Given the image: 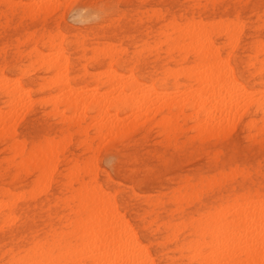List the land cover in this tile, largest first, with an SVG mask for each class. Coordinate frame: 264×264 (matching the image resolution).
Here are the masks:
<instances>
[{"label":"rangeland","instance_id":"374dc122","mask_svg":"<svg viewBox=\"0 0 264 264\" xmlns=\"http://www.w3.org/2000/svg\"><path fill=\"white\" fill-rule=\"evenodd\" d=\"M34 1L0 0V23H2L0 24V80L7 78L3 83L7 82V85L13 83L11 86L9 85L10 87L14 85L15 81L12 82L13 80L18 81L15 84L21 85L25 89L30 100L29 103L25 101V98L22 100L29 107L25 105V108L23 106L21 108L26 110L18 109L17 115L15 114L17 121L11 119L15 123L11 121L12 125L9 123V126L15 124L14 128L12 127V130L14 129L13 136L12 130L8 126L11 134L0 133V240L5 237L1 240L2 242L0 241V259L3 257L0 264H18L22 259L30 263L33 256L30 248L36 242H41L42 250H38L35 259L41 260L46 257V255L42 256V253L54 241L56 235H54V231L59 232L62 229L69 230L71 228L65 227L68 223L67 220L70 217H75L82 205L79 204L81 201L76 195V189L81 184L69 174L75 164L80 167L81 177L85 184L89 188L91 186L98 188L96 194L102 196L104 202L108 198L109 207L112 203L114 204L113 209L116 210L115 213L120 214L121 222L126 221L124 225L122 224L124 230L128 231V234L125 231L126 234L130 236L129 230H132L131 234L135 235V239L141 246L139 251L142 256L145 252L144 254L149 257L148 259L151 261L149 264H198L196 258H191L194 254V247L202 240V242L210 240V237L204 238L198 235L200 214L216 213L224 208L228 213H231L233 210L230 211V207L235 210L236 208L233 206L236 202L240 203L245 199H248L246 201L251 199L252 202L264 200V132H262L264 124L261 128L264 120H261V113L255 111L254 108L245 112L239 111L238 117L229 121L234 124L230 130L226 128L227 123L223 125L227 134L224 133L225 129L222 127L219 129H222L223 132L218 129L217 132L215 129L210 131L207 129L203 130L205 133H202L203 131L193 128L192 124L195 126V123L190 118L193 110L186 107L182 116L179 114H175V118L173 116L176 119L175 123L180 126L178 125L179 127L177 126L170 135L163 133L159 125L160 119H158L162 115L157 114L154 118L149 116L150 120L146 122L143 118H140V121L136 120L139 123L126 129L127 133H130L129 135L124 130L110 134L111 138L105 136L104 141V138H100V134L92 127L95 111L84 110L87 118L83 127L62 122L60 115L52 111V104L55 102L54 98L57 93L55 89L51 88L49 82L53 79L54 74L48 73L38 66L37 61H31L35 59V54L38 51H42L44 54L45 52L57 53L58 51L69 62V72L71 71L69 77L76 87H98L102 91L104 86L101 85V82L108 77V69L115 70L120 75H127L131 73V68L139 81L143 83V87L151 86L158 91L165 88L168 91L173 90L172 92L175 94L179 90L175 86L176 81L180 85L188 83V79L183 77L184 75L177 74L183 70L182 67L185 69L190 67L195 60V55L186 46V48L181 47L182 51H180L181 49L168 51L166 37L169 34H173L172 37H177L182 34L180 29L186 23L197 22V25L201 26L204 23L203 27L215 31L213 34L215 47L219 48L222 62H227L229 68L233 70L235 81L248 91H259L264 88V70H261L258 63L259 60L264 59V0H46L48 3L45 0H39L38 3L36 0V5L32 6L35 4ZM49 1L52 2V8ZM30 3L32 4L30 5ZM53 3L54 5L56 3V6L52 5ZM88 10L90 11L88 12ZM200 22L201 24H198ZM173 24L177 30L172 29ZM217 24L220 26L219 29ZM228 25L234 26L236 29L234 32L236 37L233 35L235 39L231 38L233 41L230 39L232 42L221 31ZM61 34L62 37H59ZM48 37L52 39V44H50L52 49L49 48L50 45L46 46L49 41ZM57 37L61 39L59 40ZM182 43L183 46L185 43ZM258 43L260 44L258 45ZM232 44L234 48H232ZM105 45L112 47V51L117 52L119 61L107 64L108 60H105V56L96 51ZM259 48L263 50L259 51ZM54 49L56 50L54 51ZM226 54L228 56H225ZM184 57L186 58L185 62L182 60ZM224 57H227L225 58L227 61L223 59ZM16 62L17 64H15ZM172 67H176L172 70L176 74L166 78V69H172ZM15 70L16 72H14ZM103 70L108 73L105 71L103 75ZM49 79L51 80L48 81ZM97 80L102 81L97 82ZM3 83L0 82V84ZM27 88L29 89L27 90ZM54 93L55 95L51 97L50 94ZM178 93L180 92H177L175 96L184 98L182 97L184 94L181 96L182 93ZM43 96H47L50 102L52 99L53 103L45 102L43 99L47 97L43 98ZM30 98L32 100L36 98L35 102H32ZM182 102L185 105L184 101ZM5 103H7V98L0 89V111L10 112V105L8 103L5 105ZM30 103L31 105H29ZM182 104L180 103V106H183ZM2 112H0L1 117L5 115ZM65 112L66 115L71 114L69 111ZM107 112H111L110 118L116 114L121 123H125L130 114L127 111L114 108H108ZM113 113L115 114L113 115ZM8 115L9 113H6L7 117H9ZM6 116L4 117L7 118ZM251 119L256 120L257 124L254 128H248L247 121L249 122ZM136 129L137 132L134 131ZM197 130L198 134H196ZM214 130L216 133L212 135L211 132ZM250 133L251 135H249ZM252 133L254 134L252 135ZM67 134L68 139L66 138ZM13 139L17 143H21L25 155L29 151L43 146L44 142L53 140L58 142V158L53 164L54 168L51 167L52 173L48 172L50 175L47 174L46 178H43L45 182L38 177V172L32 166L19 167L20 156L15 152L19 147L13 144ZM121 141H124L123 144H120ZM114 142L116 144L113 145L114 147H108L109 143L112 145ZM72 146L73 148H70ZM105 146L106 148H104ZM111 150L112 152H109ZM131 156L132 158H130ZM191 159L195 161H191ZM175 165L179 167L177 168ZM85 167L94 172L87 174ZM156 176L157 179L154 178ZM3 177L5 178L3 179ZM154 183L155 185H152ZM12 194L15 196L13 197ZM13 198L14 201L16 200L15 202ZM1 202L6 206H2ZM85 213L84 211L82 214ZM169 230H171V234ZM78 236L77 234L70 238L66 245L55 246L50 253L49 261L42 260L40 262L42 264H70L69 260L77 256L76 258L83 259L85 264H96L97 260V263L101 264V261L96 258L100 251L90 252L88 249L91 250L94 245L90 240L87 241ZM129 238L131 239V236ZM130 239L127 240L126 245L131 243ZM80 241L82 243H79ZM86 243L87 248L85 247ZM88 244H91V248ZM131 246L134 245L132 243L128 245L130 249L133 248ZM201 246H206V244L203 243ZM66 250L70 253H67ZM87 250L93 256L96 253V257L87 254ZM208 250L209 248H206V251ZM209 251L206 252L207 254L211 253L207 256L208 261L215 260L216 252ZM81 252L85 253L84 256ZM54 254L57 260L53 258ZM86 254L87 256H85ZM91 258L97 260L95 259L94 262ZM148 262L146 263L148 264Z\"/></svg>","mask_w":264,"mask_h":264},{"label":"bare ground","instance_id":"6f19581e","mask_svg":"<svg viewBox=\"0 0 264 264\" xmlns=\"http://www.w3.org/2000/svg\"><path fill=\"white\" fill-rule=\"evenodd\" d=\"M35 1L33 3H35ZM75 1H73V2H75ZM29 2H30V0H29ZM37 2L39 3V0ZM46 2H45V5H46ZM64 2H66V1H64ZM168 2H170V1H168ZM24 3H26V2H24ZM51 3L52 2L49 1L50 7L52 8ZM27 4H29V3H27ZM31 4L32 3H30V5ZM42 4L44 6V3H42ZM117 4H118V2H117ZM35 5H36V3L32 4V6H35ZM52 5H54V3ZM102 5H103V3H102ZM167 5H168V3H167ZM54 6H56V3ZM164 6H166V5H164ZM44 8H45V6H44ZM98 8H99V6H98ZM29 9H30V6H29ZM87 9H88V7H87ZM27 10H28V8H27ZM51 10H50V12H51ZM53 10H54V8H53ZM36 11H38V10H36ZM89 11L90 10H88V12ZM97 13H100V12H97ZM107 13H109V12H107ZM86 17H88V16H86ZM215 21H213V22H215ZM206 22H208V21H206ZM194 23H186V25L182 29H180V32H182L181 35H179L177 37H172L173 34H169L166 37V43L168 45V51H171L174 49L179 50V49H181V47L184 48L186 46L187 49L189 47L190 52L192 51L193 54L195 55V60L190 65V67H188L186 69L184 67H182L183 70H181L180 73L177 74V75L182 74V75H184L183 77H186L188 79V83L185 85L183 83H182L183 85H180L177 81L175 82V86L177 88H179V90H177V92H180V93H178V94L182 93L181 96L184 94V96H182L184 98H182V99L178 98V96H175V94L177 92L175 94H173V92H172L173 90L168 91L164 88L162 91H158L154 87H151V86H148V88H147V86H146L147 84L144 85L146 87H143V83H141L139 81L137 75L131 70V68H130L131 73L130 74L128 73L129 75L128 74L127 75H123V74L120 75V74L116 73L115 70H109L108 69V71H109L108 77L103 82H101L102 80H100V81L97 80V82H101V85L104 86V89H102V87H101L102 91H100L99 90L100 88H98V87H95V88L94 87L93 88H91V87L90 88L76 87V85H74L71 82V78L69 77L70 72H71V71L69 72V62L67 59H65L66 57H64V55L62 53H58V51H57V53H54L53 51L52 52L50 51L48 53L45 52V54L42 51H40V52L38 51L35 54L36 60L33 59V61H31V62L37 61V63H39L38 66H41L43 69H45L46 72L54 74L53 79L48 80V81L51 80L49 82V84H50L51 88L56 90V93H57L56 95H55V93L50 94L51 97H52V95L56 96V97L54 96L55 98L53 97L55 99L54 103L51 99V102L53 103L52 104V111H55V114L57 113L60 115V119L62 120V122L68 123L69 125L78 126V127H83V123H84L85 119L87 118L85 111H84L85 109L87 111L88 110L95 111L96 114H95V117L93 116L94 121L92 123V127L97 133L100 134V138H104L105 136H107V138H109V137L111 138L112 135L110 136V134H116V133L122 132L124 130L127 133V130H126L127 128H129L132 125H135L136 123H139V122H136V120L138 121V119H139V121H140V118H143L144 121L146 122V121L150 120V118H154L157 114L162 115V117L161 118L159 117L158 119H160L159 125L161 126L163 133L166 135H170V134H172V132H174V130H176L177 126L179 125V124L175 123L176 122V119H174L176 117L175 114H177V115L179 114L182 116L184 114L186 107L193 110L192 115L190 117L194 120V123H195V126H194V124H192L193 128L201 130V132L203 130L206 131L207 129H209V131L211 129L212 130L215 129L217 132L218 130H220L219 128H221V127L224 128L223 125L226 123H227L226 128L230 130V128L233 127L232 126L233 122L229 123V121L230 120L233 121L232 119L233 118L235 119L236 116L238 117L237 114L239 113V111L245 112L246 110L251 109V108H254L255 111L260 112L261 113V120H264V88H262L261 90L259 89V91H256V90L255 91L254 90L248 91L245 87H242L240 84H238V82L235 81V77L233 76V70L229 68L228 63L227 62L224 63L220 59L219 48L215 47V44L213 41V34L215 33V31L213 29L203 27L202 24H204V23H202V24H201V22L198 23V24H201V26L197 25V22L195 24ZM0 24H2V23H0ZM38 24H40V23H38ZM205 24H207V23H205ZM50 25H51V23H50ZM90 25H92V24H90ZM175 27L176 26H174V24H173L172 29L177 30ZM219 27L220 26L218 25V29H219ZM235 30L236 29L234 28V26L228 25L225 29H222L221 31L224 32L226 34L227 38L230 40L231 38H233ZM62 34H61V36L59 35V37H62ZM216 34H217V32H216ZM59 37H57V39L60 40L61 38H59ZM27 39H28V37H27ZM233 39H235V38H233ZM59 40H58V42H59ZM227 40H226V42H227ZM229 40H228V43H229ZM231 40H230V42L233 41V40L232 41ZM184 41H186L187 43ZM236 41H235V43H236ZM181 43L182 44L185 43V44L182 46ZM50 44H52V39L49 38V41L47 42L46 46H48ZM158 44H156V45H158ZM225 44H227V43H225ZM259 44L260 43H258V45ZM156 45H154V46H156ZM32 48H34V47H32ZM49 48L52 49L53 48L52 45H50ZM119 48H120V46H119ZM232 48H234V45ZM30 49H31V47H30ZM122 49H120V50H122ZM261 49L259 51L263 50V49L262 50ZM55 50L56 49H54V51ZM96 51H99L100 54L105 56L104 58H105V60H108L107 64H109V65L112 64V62H114V61H116V62L119 61V57L117 56V52L112 51V47H108L107 45H105L104 47L98 48V50H96ZM180 51H182V49ZM230 51H232V50H230ZM188 52H189V50H188ZM227 53H228V51H227ZM225 56H228V55L226 54ZM225 58H227V57H224L223 59H225ZM25 60L27 61V59H25ZM182 60H184L183 62H185L186 58L184 57ZM29 63H27V64H29ZM258 63L260 64L261 70H264V59L262 58V60H259ZM15 64H17V62ZM184 66H186V65H184ZM37 68H35V69H37ZM174 68H176V67H174ZM174 68L172 67V69L171 68L166 69V78L174 76L176 74V73L172 72V70ZM105 69H107V68H105ZM7 71H8V69H7ZM105 71H104L103 75L105 74ZM108 71H106V72L108 73ZM14 72H16V70ZM19 72L21 73V71H19ZM22 72H23V69H22ZM96 77H98V76H96ZM99 77H100V75H99ZM6 79L7 78H5V80ZM5 80H3L1 78L0 82L3 83ZM11 80H13V79H11ZM11 80H10V82H11ZM43 80H45V79H43ZM14 81L16 83H18V81H16V80H13L12 82H14ZM48 81H46V82H48ZM15 82H14V85L12 87H10V86L13 83L12 84L10 83L8 85H7V82L0 84V89L3 91L4 96L7 98V103L10 105V109H11L10 112L0 111L3 114L5 113V115H3L2 117L0 116V133L5 132V134L6 133L9 134L11 132L9 130L10 129L12 130V127L15 124L13 126H9L10 121L12 123H15L12 120L17 121V119L15 118L17 115L16 114L17 111H19L22 106L24 107L25 105H27V103L24 101L22 102V100H24V98H25V101L30 102V100L27 96V93L25 92V89L21 85L15 84ZM28 89L29 88H27V90ZM175 91H176V89H175ZM181 96H179V97H181ZM26 97L28 98V100ZM44 97L45 96H43V98ZM43 98H40V99H43ZM46 99H43V100L47 103H48V101H49V103H51L50 100H48V97ZM34 100H36V98H34ZM34 100L31 99L32 102H35ZM182 101H184L185 105L182 104L183 103ZM41 102H42V100H41ZM7 103H5V105ZM31 103L29 105H31ZM180 103L183 106H180ZM27 107H29V106L27 105ZM47 107H48V105H47ZM24 108L23 109L21 108V109L26 110ZM108 108L121 109V110L127 111L128 114L130 113L129 117L125 120V123H121V120L118 118V116L115 113H113V115L115 114L114 116H112L111 118L109 117V116H111V112L110 113L107 112ZM5 110H7V109H5ZM65 111H69L71 114L69 113L70 115H66ZM174 111H177V112L175 113ZM34 112H36V111H34ZM6 113L7 114L9 113V115H8L9 117L6 116ZM34 114H36V113H34ZM108 114H110V115H108ZM186 114L188 115L189 113H186ZM187 115H186V117H187ZM4 116H6L7 118H5ZM12 116L15 119H13ZM149 116H150V118H149ZM173 116H174V118H173ZM17 118H19V117L17 116ZM180 118H182V117H180ZM235 121H237V120H235ZM91 122H89V123L91 124ZM12 123H10V125H12ZM256 124H257L256 120H254V119L249 120V122L247 121L248 128H254ZM263 124H264V122L261 124V128H262ZM7 126H8V128L10 127V129H8ZM88 126H89V124H88ZM228 126H230V127H228ZM21 127H22V125H21ZM84 127H85V125H84ZM258 128H260V127H258ZM137 129L134 131L137 132ZM13 130L11 132L12 136L14 134ZM198 130L196 131L197 132L196 134H198ZM215 130H214V132L213 131L211 132L212 135L214 133H216ZM89 131H92V130H89ZM205 131H203L202 133H205ZM222 132H223V130H222ZM222 132H221V134H222ZM225 132H226V129L224 130V133ZM262 132H264V129ZM211 133L209 132L210 136H211ZM227 133L228 132H226V134ZM239 133H241V132H239ZM127 134L129 135L130 133H127ZM253 134L254 133H252V135ZM85 135H86V132H85ZM246 135H248V134H246ZM249 135H251V133ZM127 136H126V139H127ZM68 137L69 136L67 134L66 138L68 139ZM121 137H122V135H121ZM213 137H215V136H213ZM105 139L106 138H104V141H105ZM119 139H120V137H119ZM248 139H250V137ZM134 140H135V138H134ZM134 140H133V143H134ZM262 140H263V138H262ZM13 141L17 143V141H15L14 139H13ZM57 141H58V139H57ZM117 141H119V140H117ZM14 142H13V144L16 145V147H19V149L16 148L17 151H15V152H17L16 155L20 156V161L18 162V165L20 168H28L29 166H32L34 168V170H36L38 172V177L40 179H43V178L45 179L48 172H50V174L52 173L53 170H51V167L54 168L53 164L55 163V161L58 158V151H59L58 145H57L58 142H56V140H55V142H54V140L44 142L43 146L41 145L40 147H37V148L33 149L32 151H29L26 155L24 154V150H23L21 143L16 144ZM123 142L120 144H123ZM13 144L10 143V145H13ZM109 144H108L109 145L108 147H111V146L114 147L113 145L115 144V142L112 145H111V143H109ZM60 145H61V143H60ZM61 147H62V145H61ZM61 147H59V148H61ZM116 147H115V150H116ZM120 147H119V149H120ZM122 147H123V145H122ZM14 148H15V146H14ZM70 148H73V146ZM93 148H95V147L93 146ZM104 148H106V146ZM124 148H125V146H124ZM62 149H63V147H62ZM93 150H95V149H93ZM112 150L109 152H112ZM13 154H12V156H13ZM92 155H93V153H92ZM92 155H91V157H92ZM14 156H15V154H14ZM99 158H100V156H99ZM130 158H132V156ZM154 160H155V158H154ZM191 161H195V160L191 159ZM202 161H203V158H202ZM84 163H85V161H84ZM91 166H90V168H92ZM176 167L178 168L179 166H176ZM167 168L168 167L166 165V170H167ZM23 170H25V169H23ZM86 170H87V168H86ZM86 170H85V172L87 174L94 172V171L89 170V169L87 171ZM68 171H67V174H68ZM23 172H25V171H23ZM164 173H165V171H164ZM50 174H48V175H50ZM69 174H70V176H72V178L74 180L78 181L79 184H81V186L79 188L77 186L78 189H76V195L79 198V200L81 201L80 203L79 202L78 203L82 204L81 209L76 212L75 217H73V218L70 217L67 220L68 223L65 225V227L68 226L71 228L69 230H66V228L62 229L59 232L54 231V235L56 234L54 237V241L52 242L51 245H49V248L46 249V251H44V253H42V256L46 255V257L41 258V260L38 259L39 261L37 259H35V256H36L38 250L39 249L42 250V245H40L41 242H36V243H33V246L30 248V251L33 252L31 262L28 263L26 260L22 259V261H20L18 264H40L41 263L40 261L48 260V258H50V253L55 246L59 245V247H60V245L62 246V244L66 245L67 241L70 238L75 237L77 234L79 235L78 236L79 238H83L84 240H87V241L90 240L91 244L94 245V246H92L91 250L88 249L90 252L91 251L96 252L97 250L100 251V252L97 251L99 253V255H97L95 253L97 255V257L95 256V254H94V256L92 253L90 254L88 252V250H87V252H88L87 254H90V256L96 257L97 259H99L101 261V264H145L146 262H148L149 257L144 254L145 252L143 253L141 251L143 253V256L141 255V253L139 251L141 246L138 243V241L135 239V235L131 234V233H133V232H131L132 230L131 231L129 230V232H130L129 234L131 236V239L129 238L130 236L127 235L128 231L124 230L123 225L125 224L126 221H124V223L121 222L122 220L120 218V214L115 213L116 210L113 209L114 204L112 203L111 204L112 206L110 205V207H109V205L107 204L108 198H106L107 201L104 202L103 197L98 196L96 194V192H97L96 189H98V188L92 187V186H91V188H89L85 184V182L83 181V177H81L80 167H78L77 164H75L73 169L69 171ZM160 174H163V173H160ZM64 175H66V174L64 173ZM54 177H56V176L54 175ZM4 178L5 177H3V179ZM154 178L157 179V176ZM154 178H153V181H154ZM220 178H221V176H220ZM24 179H26V178H24ZM44 179H43V181H44ZM43 181H42V183H43ZM69 183H71V182H69ZM40 185L42 186L41 183H40ZM152 185H155V183ZM42 188H44V187H42ZM158 188H160V187H158ZM135 189H137V188L135 187ZM6 190H7V188H6ZM44 190H45V188H44ZM8 192H10V191H8ZM2 193H4V192H2ZM10 193H12V192H10ZM18 193H20V192H18ZM29 193H30V191H29ZM122 194H124V193H122ZM12 196L14 197L15 195L12 194ZM70 196H73V195H70ZM124 196H126V195H124ZM189 197H191V196H189ZM263 197H262V199H263ZM20 198H21V196H20ZM194 199H195V196H194ZM246 200H248V199H245L244 201L242 200L243 203L242 202L234 203L233 207L236 209L234 210L232 207H230V211L233 210L231 213L230 212L228 213V211L224 208V209H221L219 211L216 210L217 211L216 213H207L204 215L200 214L201 219L199 220L200 224H199V228H198V235H200L201 237H204V238L210 237V240L207 242L206 241L202 242L203 240L201 242H198L195 240L196 242H198L197 243L198 245L195 246V244H194V246H195V247L193 246L194 247V254L193 255L190 254V255H192V257H191L192 259H194V258L197 259L198 264H264V200H260V201H256V202H252L251 199H249L251 202L246 201ZM9 201H7V202H9ZM13 201H14V198H13ZM1 205L6 206L2 202H1ZM232 205H230V206H232ZM2 206H1V208H2ZM218 209H220V208H218ZM84 211L86 213L82 214V213H84ZM7 215H8V213H7ZM7 215H6L5 219L7 218ZM83 216H85V217H83ZM198 217H199V215H198ZM10 218H12V217L10 216ZM9 224H10V222H9ZM21 227H20V229H22ZM125 227L127 228V225H125ZM174 227H176V226L174 225ZM117 229H118V231H116ZM24 230H25V228H24ZM125 231L127 232V234ZM169 231L171 234V230H169ZM176 233H177V231H176ZM4 238H2V239H4ZM139 238H141V237H139ZM144 238H145V236H144ZM129 239H130V242L134 245V246H131V247H133L131 249H130V247H128V245H130L131 243L126 245L127 244L126 242H127V240L129 241ZM79 243H82V242L80 241ZM96 243H98V245H96ZM203 243L206 244V246L202 247L201 245ZM91 244L90 245L88 244L90 246V248H91ZM81 245H83V244H81ZM81 245H80V247H81ZM115 245H117V246H115ZM4 246H7V245H4ZM85 247L87 248V243H86ZM178 247L180 248V246H178ZM206 248H209V250L212 251L213 253L216 252L217 257L215 256L216 257L215 260L211 259L212 261H208L209 259L207 258V256L210 255L211 253L207 254L206 252H208L209 250L206 251ZM25 249H26V251H28L27 248H25ZM85 249H84V252L86 251ZM79 250H81V249L79 248ZM142 250H144V248H142ZM78 251H77V253H78ZM173 251H174V249H173ZM191 251H193V249H191ZM84 252L83 253L81 252L83 254V256L86 253V252L85 253ZM67 253H70V252L67 251ZM79 254H77V255H79ZM87 254L85 256H87ZM177 255H176V257H177ZM54 256H55V254H54ZM76 257L77 256H75L72 260H69L70 264H85L83 259L76 258ZM53 258L56 259V256ZM61 259H62V257H61ZM95 259H92V260L94 261ZM65 261H63V262H65ZM100 261H99V263H100ZM97 262H98V260H97ZM97 262H96V264H98ZM149 263H151V261H149L148 264ZM190 263H191V261H190ZM89 264H91V263H89ZM92 264H94V263H92Z\"/></svg>","mask_w":264,"mask_h":264}]
</instances>
